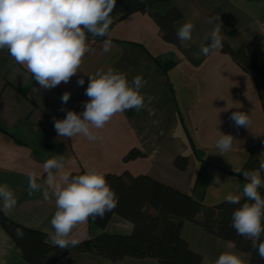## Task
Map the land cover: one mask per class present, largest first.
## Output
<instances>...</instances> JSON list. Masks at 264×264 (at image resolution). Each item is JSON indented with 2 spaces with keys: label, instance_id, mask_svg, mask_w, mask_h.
<instances>
[{
  "label": "crops",
  "instance_id": "0c3cea01",
  "mask_svg": "<svg viewBox=\"0 0 264 264\" xmlns=\"http://www.w3.org/2000/svg\"><path fill=\"white\" fill-rule=\"evenodd\" d=\"M173 7L182 13L174 23L176 31L187 21L195 25L192 39L179 45L162 37L153 17ZM111 15L106 37L89 34L90 51L80 72L53 89H40L26 67L16 64L6 49L0 50V184L6 183L17 199L8 216L46 233L50 242L55 201L44 200L40 193L28 194L29 173L43 176L48 158L63 156L65 170L71 172L96 167L104 173L148 175L208 204L219 203L229 193L240 194L247 182L242 172L248 171V162L264 160V81L222 49L224 44L234 50L246 44L264 61V0H163L134 12L116 0ZM217 23L221 24V46L204 56L201 47ZM105 40L111 41L107 53ZM108 69L125 73L129 81L143 76L147 81L141 90L143 109L114 116L103 129L95 130L96 141L58 136L54 118L64 119L68 110L83 112L89 100L85 95L88 75ZM80 77L85 80L83 86L77 83ZM65 92L71 93L67 104L61 100ZM236 111L248 114V127L235 126L230 117ZM221 133L234 137L231 150L223 154L215 146ZM132 148L143 154L126 161ZM182 154L189 156L185 170L174 164ZM132 230V222L115 214L104 229L89 219L71 237L85 241L102 232L130 234ZM180 234L204 264H214L224 251L236 252L251 264L248 253L193 222L184 221ZM69 258L75 264H162L153 257L112 261L78 251L70 252ZM0 262L28 264L1 226Z\"/></svg>",
  "mask_w": 264,
  "mask_h": 264
},
{
  "label": "clouds",
  "instance_id": "9594fccd",
  "mask_svg": "<svg viewBox=\"0 0 264 264\" xmlns=\"http://www.w3.org/2000/svg\"><path fill=\"white\" fill-rule=\"evenodd\" d=\"M115 6L116 0H0V50L6 49L16 64L26 67L40 89L67 84L80 72L85 55L90 51L89 34L93 37L109 34ZM194 27L191 21L183 23L176 31L177 39L181 43L191 40ZM221 42V24L217 23L201 47L202 54H213ZM110 49L111 41L105 40L104 52ZM88 77L85 95L89 100L83 112L68 110L64 119L54 118V128L60 137L83 136L96 141L95 130L103 129L114 116L133 109L139 112L144 107L145 96L141 90L147 81L142 75L129 81L125 73L108 69ZM77 83L83 86L84 78L80 77ZM70 95V92L62 94L63 104H67ZM230 119L238 128L250 124L245 112H233ZM233 140L231 134L221 133L215 146L223 154L231 150ZM43 171V176L29 173L28 194L40 193L46 201L54 199L55 211L50 220L54 230L52 243L62 250L75 247L80 241L71 237L73 230L90 218L103 219L117 207L118 197L105 173L96 167L73 174L65 170L63 156H54L44 162ZM262 173L264 160L257 169L242 172L247 181L242 192L227 194L225 201L239 205L232 213L231 226L237 235L259 241L253 243V248L264 259V240H261L264 196L259 191L264 187ZM242 199L247 202L241 203ZM0 201L5 214L17 204L15 193L6 183L0 184ZM17 234L23 235L20 229ZM214 264H246V261L236 252L224 251Z\"/></svg>",
  "mask_w": 264,
  "mask_h": 264
},
{
  "label": "trees",
  "instance_id": "16d2710c",
  "mask_svg": "<svg viewBox=\"0 0 264 264\" xmlns=\"http://www.w3.org/2000/svg\"><path fill=\"white\" fill-rule=\"evenodd\" d=\"M129 12L146 10L154 3L163 0H118ZM162 37L176 45L174 23L182 18L178 8H171L164 14L153 13ZM106 37V36H105ZM104 38V37H99ZM222 49L247 71L264 81V61L246 44L237 50L223 45ZM161 64L162 60L156 58ZM169 64L168 62L165 65ZM139 148H132L124 157L126 161L142 155ZM259 160L248 162V171L258 168ZM189 156L179 155L174 164L185 170ZM80 172H72L80 174ZM264 175V173H262ZM106 179L118 197L117 207L105 214L103 219L90 220L105 228L113 215L117 214L133 223L130 234H110L102 232L90 240L80 241L75 247L60 249L49 241L48 235L40 230L25 227L13 221L0 208V226L20 248L28 264H75L69 254L72 251L89 252L110 258L112 261L130 256L134 258L153 257L162 264H204L200 254L190 249L189 244L180 234L184 221H190L202 227L208 233L235 244L240 251L250 255L251 264H264L253 248V241L237 235L232 224V213L239 205L224 200L217 204H208L194 198L176 187L161 182L148 175H133L128 171L122 174L105 173ZM264 196V187L259 189ZM247 202L242 199L241 203ZM20 229L23 235L17 234ZM264 240V234L261 236ZM0 264H2L0 262Z\"/></svg>",
  "mask_w": 264,
  "mask_h": 264
},
{
  "label": "built area",
  "instance_id": "2783aa9c",
  "mask_svg": "<svg viewBox=\"0 0 264 264\" xmlns=\"http://www.w3.org/2000/svg\"><path fill=\"white\" fill-rule=\"evenodd\" d=\"M263 27H264V22H263Z\"/></svg>",
  "mask_w": 264,
  "mask_h": 264
}]
</instances>
